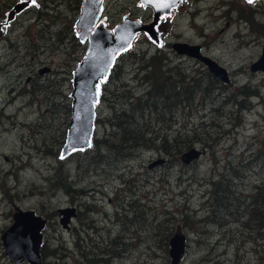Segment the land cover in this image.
Masks as SVG:
<instances>
[{"label": "rangeland", "instance_id": "obj_1", "mask_svg": "<svg viewBox=\"0 0 264 264\" xmlns=\"http://www.w3.org/2000/svg\"><path fill=\"white\" fill-rule=\"evenodd\" d=\"M19 1L0 0V238L17 206L47 219L42 264H170L168 241L155 235L162 227L170 229V236L186 237L179 264H264V219L241 212L245 205L254 206L264 185V72L249 70L261 54L264 0H181L161 17L159 44L137 32L100 82L91 146L65 158L60 151L71 116L73 71L87 48L74 27L81 0L30 1L8 20ZM104 1L101 16L110 30L123 15L153 20L152 9L139 0ZM175 42L200 45L202 54L228 71L229 82L216 79L198 59L176 53ZM154 55L163 63L158 72L169 81L183 74L180 86L197 78L201 86L190 105L182 101L171 113L160 109L141 117L131 108L130 120H120L114 107L127 109L128 95L134 104L136 97H147L146 89L152 91L143 75L153 70ZM45 67L49 72L41 74ZM243 86L257 90L256 95H241ZM121 93L122 99H114ZM119 120L150 138L122 159L102 143L118 135ZM195 132L201 142L192 146L204 153L184 165L180 155L187 148L177 143ZM163 136L170 153L156 149ZM47 148L50 154L42 150ZM162 158L163 164L149 168ZM227 163L242 173L232 184L238 210L212 214L211 181ZM64 182L70 194L61 188ZM68 206H76L78 216L65 229L57 209ZM0 264L29 263L6 257L0 240Z\"/></svg>", "mask_w": 264, "mask_h": 264}, {"label": "water", "instance_id": "obj_2", "mask_svg": "<svg viewBox=\"0 0 264 264\" xmlns=\"http://www.w3.org/2000/svg\"><path fill=\"white\" fill-rule=\"evenodd\" d=\"M103 0H82L80 13L75 22V30L81 41L87 42V49L81 62L73 72L72 98L70 107V121L66 133L65 143L60 152L61 157H66L75 150H82L91 145L94 132L95 100L100 80L106 78L115 57L119 52L130 46L134 35L144 31L158 44L160 35L157 25L162 15H169L172 8L176 7L180 0H139L143 6H149L153 11V20L142 23L139 20L124 15L122 21L116 24L111 31L100 20ZM167 4V7L163 5ZM28 5L27 1L16 3L8 15V20L22 11ZM98 22V23H97ZM172 48L180 55H187L198 59L208 71L223 83L229 82L228 71L215 60L202 54L201 46L186 42H175ZM49 69L45 67L39 71L41 74ZM250 72H264V38L261 46V54L249 65ZM99 94V91H98ZM204 153V149L191 147L182 152L180 160L188 165L198 159ZM164 159L153 161L149 168L161 165ZM60 215V224L68 229L72 219L76 217V208L68 206L57 209ZM13 222L1 235V243L4 246L6 257L15 263L23 261L29 264H42L40 249L43 245V233L47 219L35 213L34 210H22L14 207ZM168 254L170 264H179L186 249V237L182 233H174L168 240Z\"/></svg>", "mask_w": 264, "mask_h": 264}, {"label": "trees", "instance_id": "obj_3", "mask_svg": "<svg viewBox=\"0 0 264 264\" xmlns=\"http://www.w3.org/2000/svg\"><path fill=\"white\" fill-rule=\"evenodd\" d=\"M247 11L250 13L252 17H254V13H253L254 11L252 8L248 7ZM252 21H253V18H252ZM155 57L156 55L151 57L153 61V63H151V67L153 68V70L146 72L143 75V78L146 81H150L149 85H152V91L151 89L150 90L146 89L145 94L147 95V97L144 100H141L139 97H136L135 99L138 102L134 104L131 103V106L132 108H134V111L135 110L140 111L141 117L145 115L146 111L151 116L153 112L157 113L160 111V109L163 112L171 113L172 107L175 108L176 107L175 105H177L178 103H181L182 101H185L186 104L190 105L193 101L194 94H196V91H195L196 87L201 86L202 84L201 79L197 78V79H191L189 83H186L180 86V83H182L185 79V75L183 74H181L182 77L180 75H177L173 81H169L168 76L163 75V72H158V71H161V66H163V63L157 62ZM148 66L150 67V64ZM144 68H145V65L142 67V69ZM210 82L214 83L215 81L210 80ZM176 88H178L179 90H176ZM207 91H204V92H207ZM256 91L257 90H252V89L249 90V87L243 86L240 88L239 92L241 95L249 97L252 95H256ZM180 95L184 96V98L179 99L178 102H174V103L167 105V103L170 102L171 99L176 100L177 96H180ZM131 98L133 99V95H131ZM115 114H118V116H120L119 117L120 120H123L124 118L130 120L129 113L125 112L124 110L121 111L122 116L120 115L119 111H116ZM120 120L117 123H115L117 126L121 127L118 135H115L113 137H106L104 141H102V143L104 142L107 148L113 149L116 153H119L116 156V159H122V158L129 157L130 149L140 146L139 143L140 144L143 142L148 143L150 140V138L144 137L140 133L139 129L135 131L133 129L132 123L130 125L125 126V125H122V122H120ZM199 134L200 132L198 133L195 132L192 134L191 137L186 136V139H182V140L180 139V142L177 143V145L179 146L180 144H182L183 146L181 147V149L183 148L189 149L195 142H201V138ZM165 137L166 136H163L161 138V145L156 146V149L159 150L160 148L166 152H169L165 146ZM177 138L178 137H176V139ZM157 139H159V137L156 135L154 137V140H157ZM176 149L178 152L180 148H176ZM187 149H185L184 151H186ZM100 155H101V152L99 151L98 154L95 156H92V158L93 159L99 158ZM243 164L241 167H244V168L248 167V165L243 166ZM241 174H242L241 170L237 169L234 165L227 163L224 170L218 174V178L215 181H211V185H212L211 199H210L211 202L209 203L208 206H209V209H211L212 214H215V212H217L220 209L223 211L230 212L232 211L234 206H235V210H238V206L234 205L237 203L235 201L236 198L232 195L233 186H234V185L232 186V184H233L234 176H240ZM65 184H68V185H65ZM61 185H62L61 188L67 194L71 193L69 183L64 182V183H61ZM259 190H261V193H260L261 195L260 197H258L257 201L254 203V206L253 204L251 206L245 205L241 211L245 216H249L253 218L255 221H260L264 219V185H263V188H260ZM238 205H240V203H238ZM228 214H232V212ZM134 218L128 217V220L130 222H133L135 220ZM158 225L160 226L161 223H159ZM170 234H171V231L167 227H162V229L158 228L155 230V235L160 237V239L163 238L162 241L165 244L168 241ZM92 261L93 259L89 260V262H92Z\"/></svg>", "mask_w": 264, "mask_h": 264}, {"label": "flooded vegetation", "instance_id": "obj_4", "mask_svg": "<svg viewBox=\"0 0 264 264\" xmlns=\"http://www.w3.org/2000/svg\"><path fill=\"white\" fill-rule=\"evenodd\" d=\"M103 22L105 23V25H108V23H109V21H108V19H107V17H106V19H103ZM0 31H1V29H0ZM142 70V69H141ZM49 72V71H48ZM136 78H137V76H136ZM30 79L31 78H28L27 79V81L29 82L30 81ZM144 83L146 84V85H149V81H144ZM125 95H124V93H121L120 95H114V99L115 98H123ZM113 99V100H114ZM126 99H129V101H124V104L127 106V109H123L122 107L120 108V109H117L116 108V111H119L120 112V115H121V111L122 110H124L125 112H127V113H129V110L132 108V106H131V103H132V98H131V95H128L127 97H126ZM115 111V107H114V112H116ZM122 116V115H121ZM13 117V116H12ZM54 142H56V140L54 139ZM43 150V152L45 151L47 154H50L52 151L50 150V149H42ZM75 208H76V206H75ZM78 216V209L76 208V217Z\"/></svg>", "mask_w": 264, "mask_h": 264}, {"label": "snow or ice", "instance_id": "obj_5", "mask_svg": "<svg viewBox=\"0 0 264 264\" xmlns=\"http://www.w3.org/2000/svg\"><path fill=\"white\" fill-rule=\"evenodd\" d=\"M31 2L33 3V4H35L36 3V0H31ZM254 2V0H248V3H253ZM164 7H167L168 5L167 4H165V5H163ZM99 102V100H98V89H97V99L95 100V103H98ZM89 146H91L90 144H89ZM63 158V157H62Z\"/></svg>", "mask_w": 264, "mask_h": 264}, {"label": "bare ground", "instance_id": "obj_6", "mask_svg": "<svg viewBox=\"0 0 264 264\" xmlns=\"http://www.w3.org/2000/svg\"><path fill=\"white\" fill-rule=\"evenodd\" d=\"M105 24V23H104ZM127 52V51H126Z\"/></svg>", "mask_w": 264, "mask_h": 264}]
</instances>
